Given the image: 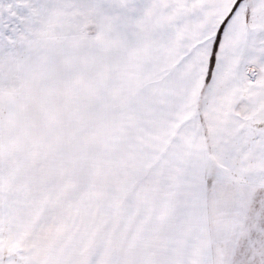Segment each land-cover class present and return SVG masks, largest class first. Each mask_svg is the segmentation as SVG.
<instances>
[{
	"label": "snow or ice",
	"instance_id": "1",
	"mask_svg": "<svg viewBox=\"0 0 264 264\" xmlns=\"http://www.w3.org/2000/svg\"><path fill=\"white\" fill-rule=\"evenodd\" d=\"M0 264H264V0H0Z\"/></svg>",
	"mask_w": 264,
	"mask_h": 264
}]
</instances>
